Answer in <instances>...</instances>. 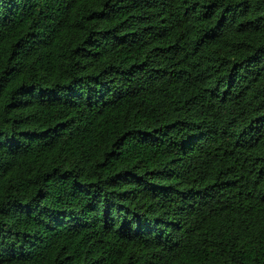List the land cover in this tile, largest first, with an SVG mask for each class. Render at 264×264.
Returning <instances> with one entry per match:
<instances>
[{
    "label": "trees",
    "instance_id": "1",
    "mask_svg": "<svg viewBox=\"0 0 264 264\" xmlns=\"http://www.w3.org/2000/svg\"><path fill=\"white\" fill-rule=\"evenodd\" d=\"M0 264H264V0H0Z\"/></svg>",
    "mask_w": 264,
    "mask_h": 264
}]
</instances>
